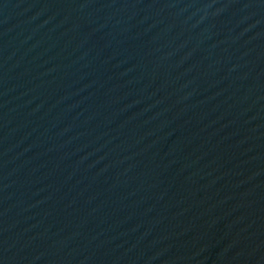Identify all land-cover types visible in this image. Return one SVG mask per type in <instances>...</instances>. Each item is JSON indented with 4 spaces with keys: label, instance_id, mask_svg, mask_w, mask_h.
<instances>
[{
    "label": "water",
    "instance_id": "obj_1",
    "mask_svg": "<svg viewBox=\"0 0 264 264\" xmlns=\"http://www.w3.org/2000/svg\"><path fill=\"white\" fill-rule=\"evenodd\" d=\"M0 264H264V0H0Z\"/></svg>",
    "mask_w": 264,
    "mask_h": 264
}]
</instances>
